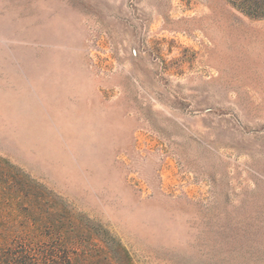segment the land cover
<instances>
[{"label": "rangeland", "instance_id": "374dc122", "mask_svg": "<svg viewBox=\"0 0 264 264\" xmlns=\"http://www.w3.org/2000/svg\"><path fill=\"white\" fill-rule=\"evenodd\" d=\"M246 5L0 0V231L47 216L133 264H264V17Z\"/></svg>", "mask_w": 264, "mask_h": 264}, {"label": "trees", "instance_id": "16d2710c", "mask_svg": "<svg viewBox=\"0 0 264 264\" xmlns=\"http://www.w3.org/2000/svg\"><path fill=\"white\" fill-rule=\"evenodd\" d=\"M246 1V7L241 10L250 16L264 17V0ZM47 219L41 216L33 220L37 228L30 227L25 232L1 230L0 264H133L127 251L114 240L109 241L111 245L80 249L74 246L77 245L75 236H66L58 230L65 219H52L49 223L53 230L46 232Z\"/></svg>", "mask_w": 264, "mask_h": 264}]
</instances>
